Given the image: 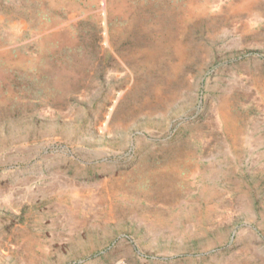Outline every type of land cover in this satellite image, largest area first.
<instances>
[{
	"label": "rangeland",
	"instance_id": "rangeland-1",
	"mask_svg": "<svg viewBox=\"0 0 264 264\" xmlns=\"http://www.w3.org/2000/svg\"><path fill=\"white\" fill-rule=\"evenodd\" d=\"M0 264H264V0H0Z\"/></svg>",
	"mask_w": 264,
	"mask_h": 264
}]
</instances>
